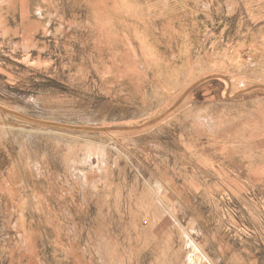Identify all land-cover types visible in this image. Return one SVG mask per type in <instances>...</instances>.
<instances>
[{
  "label": "rangeland",
  "instance_id": "obj_1",
  "mask_svg": "<svg viewBox=\"0 0 264 264\" xmlns=\"http://www.w3.org/2000/svg\"><path fill=\"white\" fill-rule=\"evenodd\" d=\"M0 264H264V0H0Z\"/></svg>",
  "mask_w": 264,
  "mask_h": 264
},
{
  "label": "bare ground",
  "instance_id": "obj_2",
  "mask_svg": "<svg viewBox=\"0 0 264 264\" xmlns=\"http://www.w3.org/2000/svg\"><path fill=\"white\" fill-rule=\"evenodd\" d=\"M87 149V153H91V151H92V148H89V147H87L86 148ZM85 177V176H84ZM90 178V177H89ZM200 258H202V256H198V259H200ZM197 259V258H196ZM195 261V263H197V260H194Z\"/></svg>",
  "mask_w": 264,
  "mask_h": 264
}]
</instances>
